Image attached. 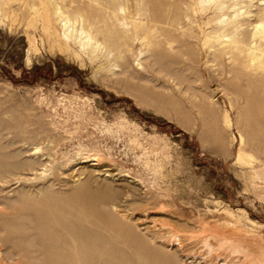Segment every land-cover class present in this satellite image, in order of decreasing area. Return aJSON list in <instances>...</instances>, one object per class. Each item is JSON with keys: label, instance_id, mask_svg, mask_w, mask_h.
Here are the masks:
<instances>
[{"label": "rangeland", "instance_id": "374dc122", "mask_svg": "<svg viewBox=\"0 0 264 264\" xmlns=\"http://www.w3.org/2000/svg\"><path fill=\"white\" fill-rule=\"evenodd\" d=\"M213 1L0 0V264H264V2Z\"/></svg>", "mask_w": 264, "mask_h": 264}, {"label": "bare ground", "instance_id": "6f19581e", "mask_svg": "<svg viewBox=\"0 0 264 264\" xmlns=\"http://www.w3.org/2000/svg\"><path fill=\"white\" fill-rule=\"evenodd\" d=\"M215 1V0H214ZM213 1V2H214ZM253 1L254 0H250V1H246V0H244V1H240L237 5H240V3L242 2L243 4L244 3H248V2H251V3H253ZM232 2V0H216V2H215V7L213 6L212 7V5H209V6H207V7H205L204 8V10L203 11H209V10H212V9H215V11H216V13L219 15V13H222V12H224L225 10H226V8H225V5L226 4H230ZM262 2H264V0H262ZM229 9V8H228ZM235 23H233L234 25L235 24H238L239 22H241V21H239V20H235L234 21ZM258 22H259V27H258V29H257V31H256V33H255V38L256 37H260V40L261 41H263L264 40V10L262 9L261 11H260V13H259V15H258ZM69 24V22L67 21L66 23H65V27L67 26ZM70 26H68L67 27V29L66 30H70ZM226 29H227V26H220L219 28H218V32H220V31H225L226 32ZM228 31V30H227ZM224 32V33H225ZM83 33H84V31L82 32V35H83ZM238 35H240V33H239V31L238 30H235V35L234 36H229V35H224V37L225 38H228V41H230V42H232L233 40V43H236V44H239L238 46H241V44H245L244 42L245 41H240V39L238 38ZM243 35V34H242ZM222 37V36H221ZM220 36L218 37V39H219V41H221L222 40V38H221ZM87 40H88V44H84V46H88V45H90V43L93 41V37L91 36V35H88L87 36ZM90 40H92L91 42H90ZM90 42V43H89ZM263 44H264V42H263ZM258 50H261V49H259L258 48ZM258 50H256V51H258ZM256 51H253V56H254V61H256V60H261L262 61V63L264 62V51L262 52V54H258ZM83 191V190H82ZM81 191V192H82ZM93 194V193H92ZM82 195V194H81ZM69 200V199H68ZM103 200V199H102ZM104 201V200H103ZM107 201V200H106ZM77 202L78 203H82L81 205L82 206H84V208H86V209H90V207H92L93 205L92 204H94V201L93 200H91V198H89V197H83V196H80L79 197V199L77 200ZM53 203V202H52ZM54 203H56V202H54ZM97 203H98V201H97ZM57 204V203H56ZM104 204V203H103ZM60 205V204H59ZM98 205V204H97ZM102 205V204H101ZM52 206H54L53 204H52ZM57 206H58V204H57ZM99 206V205H98ZM72 207V206H71ZM83 208V207H82ZM41 209V208H40ZM58 209V208H57ZM64 209V208H63ZM85 209V210H86ZM42 210V209H41ZM41 210H40V212H41ZM82 210V209H81ZM88 212H89V210H87ZM91 211V210H90ZM77 212H78V210H77ZM87 212V213H88ZM93 212V211H92ZM37 213H38V211H37ZM48 213V212H47ZM81 213V212H80ZM40 214H42V213H40ZM45 214V213H44ZM55 214H57V213H55ZM84 214V213H83ZM89 214V213H88ZM51 215V214H50ZM82 214H80V216H81ZM108 215H110V214H108ZM38 216V215H37ZM41 216V215H40ZM46 216V215H45ZM74 216V215H73ZM83 216V215H82ZM81 216V217H82ZM89 216H92L91 214L89 215ZM112 216V214L110 215V217ZM75 217V216H74ZM73 217V219H75ZM105 217V216H104ZM72 218V217H71ZM70 217L68 218V221H70L69 219H71ZM78 218V217H77ZM94 218V217H93ZM112 218V217H111ZM16 219V218H15ZM41 219H43V218H41ZM52 219V218H51ZM79 219V218H78ZM72 220V219H71ZM77 220V219H76ZM76 220H74V222L76 221ZM80 220V219H79ZM83 220H84V218H83ZM100 220V219H99ZM112 220V219H111ZM11 221V220H10ZM43 221H45V223H46V221H47V219H45V220H43ZM51 221H53V219L51 220ZM82 221V220H81ZM86 221V220H85ZM91 221V220H90ZM117 221V220H116ZM15 222V221H14ZM48 222V221H47ZM55 222V221H54ZM53 222V223H54ZM61 222H63V224H64V226L63 227H66L65 226V220L64 221H60V223ZM78 222V221H77ZM76 222V223H77ZM82 222H84V221H82ZM88 222H89V220H88ZM99 222V221H98ZM101 222V221H100ZM115 221H112V223L115 225V223H114ZM57 222H55V224H56ZM59 223V224H60ZM71 223V222H70ZM79 223H81V222H79ZM85 223V222H84ZM91 223V222H90ZM96 223V222H95ZM58 224V223H57ZM72 224V223H71ZM86 224V223H85ZM88 224V223H87ZM92 224V223H91ZM94 224V223H93ZM98 224V223H97ZM96 224V226L97 227H100V226H98ZM112 224V225H113ZM43 225V224H42ZM50 224H48V226H49ZM82 225V224H81ZM100 225H101V223H100ZM108 225V224H107ZM113 225V226H114ZM47 226V229H51V230H53L54 229V226L52 227V225L51 226H49L48 227ZM76 226V225H75ZM95 226V225H94ZM117 226V225H116ZM116 226H115V228H116ZM36 227V226H35ZM44 226H42V228H43ZM72 227H73V225H72ZM83 227H85L84 225H83ZM87 227V226H86ZM96 227V228H97ZM41 228V227H40ZM45 228V227H44ZM43 228V229H44ZM62 228V227H61ZM80 228V227H79ZM81 228H82V226H81ZM108 228V227H107ZM71 229V228H70ZM90 229V228H89ZM113 229L114 228H112V231H113ZM120 229V228H119ZM62 230V229H61ZM60 230V231H61ZM66 230V229H65ZM64 230V228H63V231H65ZM76 230V229H75ZM91 230H92V227H91ZM115 230V229H114ZM123 230V229H122ZM121 230V231H122ZM57 231H58V226H57ZM67 231V230H66ZM71 231H72V229H71ZM77 231V230H76ZM80 231H81V229H80ZM94 231V230H93ZM55 232V231H54ZM78 232V231H77ZM76 232V233H77ZM109 232V231H108ZM114 232V231H113ZM52 233V232H51ZM99 233V232H98ZM56 234H58V232L56 233ZM60 234V233H59ZM70 234V233H69ZM89 234V233H88ZM107 234V233H106ZM54 235V234H53ZM62 235H64V232H63V234ZM123 235V234H122ZM46 236V235H45ZM56 236V235H55ZM59 236V235H58ZM65 236V235H64ZM98 236V235H97ZM117 236V235H116ZM61 237V236H60ZM77 238H78V240L80 241H77V238H76V240H75V242H72V241H69V240H65V239H61V238H63V236L59 239V240H56V238L55 237H53L52 236V234H51V238H49V240H46L47 242H48V245L50 246V247H53V248H56V250L57 249H60L61 251H65V250H69L70 248H69V246L71 247V246H74V244H78L77 246L79 247V248H81V250H83V249H87L92 243V241H94V240H91V242H88V240L85 238V236L83 235V234H80V233H77V236H76ZM100 237H101V235H100ZM114 237V236H113ZM46 238V237H45ZM67 238V237H66ZM92 238V237H91ZM94 238H95V236H94ZM93 238V239H94ZM121 238H122V236H121ZM24 239V238H23ZM68 239V238H67ZM90 239V238H89ZM104 239V238H103ZM106 239V238H105ZM108 239V238H107ZM109 239H110V237H109ZM108 239V240H109ZM113 239V238H112ZM119 239V238H118ZM109 241H111V240H109ZM116 241V240H115ZM96 242V241H95ZM120 242V241H119ZM121 242H122V240H121ZM46 244V243H45ZM96 244V243H95ZM42 245V244H41ZM76 246V247H77ZM98 246H100V245H98ZM101 246H102V242H101ZM105 246V245H104ZM103 246V247H104ZM113 246V245H112ZM28 247V246H27ZM44 247V246H43ZM46 247V246H45ZM105 247H107V246H105ZM51 249V248H50ZM50 249H48V251L50 250ZM76 249V248H75ZM75 249H73V250H75ZM107 249V248H106ZM72 250V249H71ZM88 250H90V249H88ZM97 250H98V248H97ZM100 250V249H99ZM105 250V249H104ZM103 250V251H104ZM93 251V250H92ZM106 251V250H105ZM67 252V251H66ZM58 253H60V252H57V254ZM102 253V252H101ZM53 253L51 252V255H52ZM69 254V253H68ZM67 254V255H68ZM95 254V253H94ZM46 255H47V253H46ZM70 255V254H69ZM74 255V254H73ZM84 255V254H83ZM92 255V254H91ZM91 255H89V259L91 258L90 256ZM98 255V254H97ZM50 256V255H49ZM48 256V257H49ZM57 256V255H56ZM61 256V255H60ZM71 256V255H70ZM85 256V255H84ZM84 256L81 258V259H84ZM32 257V256H31ZM44 257H46V256H44ZM52 257H53V255H52ZM65 257H66V255H65ZM112 257V256H111ZM54 258H56V257H54ZM58 258H59V256H58ZM63 258V257H62ZM68 259H70V261H71V257H67ZM80 258V257H79ZM57 259V258H56ZM64 259V258H63ZM87 259V258H86ZM65 260H66V258H65ZM73 260V259H72ZM91 260V259H90ZM58 261V260H57ZM56 261V262H57ZM87 261H88V259H87ZM87 261H85V262H87ZM68 262V261H67ZM83 262V261H82ZM52 263V262H51ZM54 263V262H53ZM59 263H61L60 261H59ZM63 263V262H62ZM84 263V262H83ZM90 263H91V261H90ZM90 263H88V264H90ZM55 264V263H54Z\"/></svg>", "mask_w": 264, "mask_h": 264}]
</instances>
